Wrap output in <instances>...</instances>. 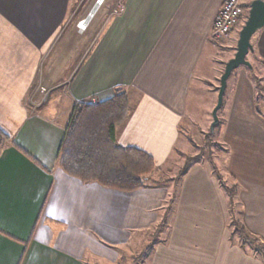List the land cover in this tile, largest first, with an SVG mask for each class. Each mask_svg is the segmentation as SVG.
<instances>
[{
	"label": "crops",
	"instance_id": "obj_1",
	"mask_svg": "<svg viewBox=\"0 0 264 264\" xmlns=\"http://www.w3.org/2000/svg\"><path fill=\"white\" fill-rule=\"evenodd\" d=\"M70 1L0 0V130L9 138L0 146V264H120L123 247L146 234L161 236L143 264H264L231 231L236 220L264 241V85L257 92L243 84L228 107L239 208H204L216 189L194 183L189 194L187 181L172 208L170 189L152 179L120 191L57 165L74 105L104 101L117 88L130 102L117 143L147 151L157 167L167 162L224 0H125L93 39L69 19L63 30ZM252 44L264 62V27Z\"/></svg>",
	"mask_w": 264,
	"mask_h": 264
},
{
	"label": "rangeland",
	"instance_id": "obj_2",
	"mask_svg": "<svg viewBox=\"0 0 264 264\" xmlns=\"http://www.w3.org/2000/svg\"><path fill=\"white\" fill-rule=\"evenodd\" d=\"M124 1L71 0L69 3V15L66 18L63 30H67L66 24L69 20L68 26L71 27L73 25L72 27L78 29V22L92 13L94 17L91 19L85 33L89 31L93 39V31L104 24L106 18L111 14L110 11H113L114 14L116 12L120 14L125 11ZM249 10L248 8L247 12ZM244 22L228 37L212 43L204 53L202 67L205 74L201 82L194 84L188 96L186 103L187 112L182 122L181 138L171 157L167 162L158 166V169L153 173L154 176L151 183L153 186H163L170 189L172 193V208L173 201H178L180 191L182 192V189L186 188L184 186L186 181L187 187L190 184L187 189V191H190L189 194L193 193L190 188L194 183L195 186L199 185L201 188L198 187V189L201 190L207 188L216 189V192L207 191V195L203 196L205 200L203 202L206 205H204V208L208 206L229 209L241 207L239 195L242 192L240 191L241 193H239V189L242 187L232 177L233 166L230 167L229 163L230 153L228 155L226 125L231 96L239 92L243 84L249 89L252 88L257 92H262L260 86L264 85V65L252 52L247 56L251 68L241 65L232 72L228 79L223 104L218 111L219 123L214 131L211 130V125L213 123V110L218 102L220 79L226 62L234 57L236 53L239 34ZM62 34H65V32L63 31ZM253 38L251 41H253ZM63 39H65V36L62 37ZM192 167L196 169L193 170ZM206 174L207 177L205 176ZM261 184L263 185L264 183ZM234 187L238 194L233 197L232 191ZM247 191L249 190L247 189ZM231 231L234 241L243 243L237 229L236 220L231 224ZM250 234L258 239V243L264 245V241L251 232ZM136 236L137 239L135 241L133 240L131 244L129 243V246L123 247V263L120 264H143L145 261L143 254L147 251L146 246H150L152 242L157 241L161 234L157 236H151V234ZM245 244H248L251 249L262 257L257 245H254L253 242Z\"/></svg>",
	"mask_w": 264,
	"mask_h": 264
},
{
	"label": "trees",
	"instance_id": "obj_3",
	"mask_svg": "<svg viewBox=\"0 0 264 264\" xmlns=\"http://www.w3.org/2000/svg\"><path fill=\"white\" fill-rule=\"evenodd\" d=\"M129 111V97L123 88H117L114 95L104 101L75 104L57 155V165L86 184L97 183L128 192L143 189L158 167L147 151L117 143L116 129ZM8 139L0 130V146ZM237 229L243 244L253 242L258 246L264 262V245L258 243L242 223L237 222Z\"/></svg>",
	"mask_w": 264,
	"mask_h": 264
},
{
	"label": "water",
	"instance_id": "obj_4",
	"mask_svg": "<svg viewBox=\"0 0 264 264\" xmlns=\"http://www.w3.org/2000/svg\"><path fill=\"white\" fill-rule=\"evenodd\" d=\"M264 27V0H252L250 3V11L246 22L244 23L236 47V53L225 64L224 72L220 79V86L218 91V102L213 110V123L211 130L214 131L219 123L218 111L222 107L224 94L227 88L228 79L232 72L239 68L241 65H245L251 68L250 62L247 60V56L254 50L252 44V38L257 31Z\"/></svg>",
	"mask_w": 264,
	"mask_h": 264
},
{
	"label": "built area",
	"instance_id": "obj_5",
	"mask_svg": "<svg viewBox=\"0 0 264 264\" xmlns=\"http://www.w3.org/2000/svg\"><path fill=\"white\" fill-rule=\"evenodd\" d=\"M250 1L251 0H224L213 22L210 34L211 38L216 41L222 40L234 32L242 22H246L249 12L244 10V6L247 4L248 7L246 8H250ZM92 18L93 14L91 13L86 18L80 20L77 24L78 29L81 32L86 31ZM41 91L44 94L47 92L44 87Z\"/></svg>",
	"mask_w": 264,
	"mask_h": 264
}]
</instances>
